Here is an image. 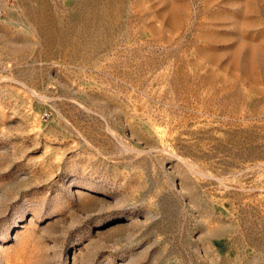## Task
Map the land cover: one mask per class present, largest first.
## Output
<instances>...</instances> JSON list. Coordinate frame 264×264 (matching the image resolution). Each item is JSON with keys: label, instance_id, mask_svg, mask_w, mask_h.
Here are the masks:
<instances>
[{"label": "rangeland", "instance_id": "rangeland-1", "mask_svg": "<svg viewBox=\"0 0 264 264\" xmlns=\"http://www.w3.org/2000/svg\"><path fill=\"white\" fill-rule=\"evenodd\" d=\"M0 264H264V0H0Z\"/></svg>", "mask_w": 264, "mask_h": 264}]
</instances>
